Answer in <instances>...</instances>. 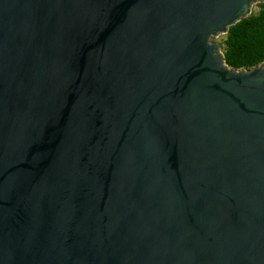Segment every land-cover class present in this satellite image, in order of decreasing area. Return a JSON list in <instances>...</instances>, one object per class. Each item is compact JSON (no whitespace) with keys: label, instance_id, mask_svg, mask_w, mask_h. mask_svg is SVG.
<instances>
[{"label":"water","instance_id":"obj_1","mask_svg":"<svg viewBox=\"0 0 264 264\" xmlns=\"http://www.w3.org/2000/svg\"><path fill=\"white\" fill-rule=\"evenodd\" d=\"M259 1L0 0V264H264Z\"/></svg>","mask_w":264,"mask_h":264},{"label":"trees","instance_id":"obj_2","mask_svg":"<svg viewBox=\"0 0 264 264\" xmlns=\"http://www.w3.org/2000/svg\"><path fill=\"white\" fill-rule=\"evenodd\" d=\"M256 13L227 27L219 43L224 63L235 69H248L264 60V0L255 3Z\"/></svg>","mask_w":264,"mask_h":264},{"label":"rangeland","instance_id":"obj_3","mask_svg":"<svg viewBox=\"0 0 264 264\" xmlns=\"http://www.w3.org/2000/svg\"><path fill=\"white\" fill-rule=\"evenodd\" d=\"M256 10H257V8H256L255 4H253V5L251 6V12H252V13H256ZM223 37H224V34H217V35L211 37L210 40H211V41H214V42H217V43L219 44L220 41L223 39ZM219 49H220V47H219Z\"/></svg>","mask_w":264,"mask_h":264}]
</instances>
